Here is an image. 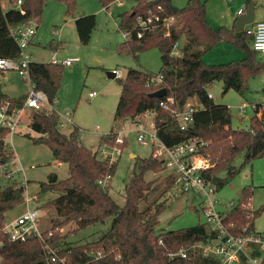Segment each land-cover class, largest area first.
I'll list each match as a JSON object with an SVG mask.
<instances>
[{
	"label": "trees",
	"instance_id": "16d2710c",
	"mask_svg": "<svg viewBox=\"0 0 264 264\" xmlns=\"http://www.w3.org/2000/svg\"><path fill=\"white\" fill-rule=\"evenodd\" d=\"M0 0V58L20 57L21 49L11 31L19 24L41 21L42 13L49 0H23L21 7L4 9ZM7 1V0H6ZM14 1V0H8ZM66 4L67 14H74L78 0H60ZM116 0H100L107 7ZM130 10L120 14L121 30H131L132 39L123 44V49L138 59L141 51L156 47L161 53L162 66L158 74L130 67L125 76L118 78L121 92L115 110L116 120L134 119L147 110L157 112L159 136L164 143L174 145L189 139H204L208 144L204 154L213 166L204 171V177L221 188L229 183L243 167L256 157H264V103L254 106L248 129L232 127L231 109L217 104L208 96L209 86L217 80L224 83L225 91L234 89L243 94L249 88V80L264 72V58L253 47V36L247 29L236 31L234 27L214 26L207 17L205 0H188L178 7L174 0H131ZM249 2V0H248ZM16 3V0H15ZM152 17L150 30L141 38L134 30L136 19ZM158 17V19H156ZM173 18L169 34L165 21ZM80 42L89 43L97 26L95 14H84L75 20ZM183 41L180 54L174 55L175 44ZM226 42L241 49L245 56L227 63L209 64L204 56L219 43ZM52 48H57L53 43ZM64 65L53 62L30 63V78L36 88L43 91L49 102L57 98L62 84ZM2 73V71H0ZM163 75V81L155 84L153 77ZM166 88V96L154 95ZM174 97L178 106L197 98L202 107L193 115L185 127L171 117L160 103ZM10 101L11 108L21 107L25 99L12 98L0 91V102ZM32 129L38 136L32 140L47 145L54 159L68 165L69 174L60 179L51 173L47 181L40 184L39 196L47 191L58 195L44 203L52 208L50 230L43 232L46 241L30 235L26 241H12L1 235L0 264H210L214 260L200 254L190 258L171 257L169 254L195 241L206 240L215 235L205 223L175 230H157L159 216L167 207V195L172 189L174 176L167 175L165 184L153 200L145 202L149 193L157 190L156 179H147L146 174H159L165 170L162 160L154 153L149 157H135V165L125 189V204H119L110 194L111 183L103 186L100 179L107 173L114 174L117 163L110 167L100 159L96 149L83 144L79 127L70 133L60 129L59 115L55 111L32 110ZM6 129H0V156L7 159L4 137ZM113 131H111V134ZM108 139L101 137V141ZM127 143V142H126ZM126 145V144H125ZM242 155L243 162L237 167L234 162ZM224 175V176H223ZM24 188L17 184L0 186V230L6 221V212L23 203ZM252 188L239 190L241 200L232 209L229 219L238 225L249 223L255 228V219L264 214V202L258 209H251L249 201ZM145 202V205L143 204ZM142 204V205H141ZM112 218L109 229L97 240L82 244H69L67 233L61 228L75 225L86 228L104 223ZM161 240V242H160ZM65 242V245H61ZM55 247L56 260L52 261L45 244Z\"/></svg>",
	"mask_w": 264,
	"mask_h": 264
},
{
	"label": "rangeland",
	"instance_id": "374dc122",
	"mask_svg": "<svg viewBox=\"0 0 264 264\" xmlns=\"http://www.w3.org/2000/svg\"><path fill=\"white\" fill-rule=\"evenodd\" d=\"M7 1L2 2L4 7H8L9 3L14 6L15 0L8 1L9 3ZM205 1L210 23L217 27L224 25L228 27L232 24L229 23L230 19L233 13H237L241 0ZM187 2L188 0H174V4L178 7H184ZM132 3L131 0H118L110 4L109 9L106 10L100 0H78L75 13L67 14L66 4L63 1L49 0L44 7L41 21L37 23L34 42L27 48V53L32 55L31 60L48 62L53 59V54H56L58 61L77 58V61L64 67L62 84L57 94V110L62 119V114L67 111L72 114L73 123H67L64 120L63 131L65 133H70L75 127L74 123L77 124L83 144L92 149H96L102 135L108 133L114 126L126 133L127 143L123 145V153L115 168L110 187L111 196L121 205L125 204V189L135 165V157L132 155L149 157L153 154V147L151 144L138 141L130 121L115 119V110L121 92L118 78L124 77L130 67L158 74L162 66L161 53L156 47L141 51L138 59L122 48L123 44L128 42L123 37V30L119 28L120 14L130 10ZM258 7L262 6L258 4ZM82 10L89 11L97 17V26L87 44L80 42L75 23L71 20V17L76 16ZM57 29L59 32L56 31ZM51 43L57 48H52ZM181 45L182 41L179 42L178 49ZM220 45L231 47L237 53L235 56L239 58L236 59L229 55L227 59H217L221 49ZM220 45L214 46L212 52L208 56L205 55V62L211 60L218 62L209 64H220L242 58L241 49L226 42ZM261 57L264 58V54H261ZM113 69L119 70L122 76H113ZM29 87L28 80L17 71L7 70L4 74L0 72L2 93L12 98L25 99ZM93 91L97 94L90 97L89 94ZM208 91L213 94L215 103L230 107L234 129H248L251 117L255 114L254 106L264 103V72L249 80V88L243 94L234 89L225 91L224 83L220 80L212 83ZM30 122L31 115L27 111L26 119L13 135L12 141L8 138L7 143L13 146L21 164L26 168L25 175L29 180L28 193L32 196L41 192V182L47 181L51 173H56L60 179L66 178L68 166L66 163L58 165L47 145L34 143L32 138L38 136V133L32 129ZM242 162L243 157L240 155L234 164L239 167ZM150 173L146 177L156 179L157 190L149 193L145 202L153 200L158 195L165 184V178L169 175V170L165 169L159 174ZM3 183L1 181L0 185H4ZM246 187L252 188L253 191L249 207L258 209L264 202L263 156H258L252 162L243 165L229 183L217 188L216 196L223 201L233 200L239 203L241 200L239 190ZM57 195L55 191H47L40 195L39 200L34 199L29 204L30 208H37L40 212V230H46L52 226L51 219L54 211L52 208L44 207V202ZM163 198H167V207L159 216L158 231L175 230L205 223V215L199 207L197 196L191 193L176 196L174 190L171 189ZM145 202H143L144 205ZM26 208L27 203H21L7 211L6 220L15 218ZM111 222L112 218L86 228H75L76 226L72 224L63 227L62 232L67 233L74 229L68 236L67 242L82 244L99 239L109 229ZM255 226L259 231L264 230V214L256 217ZM65 242L61 245H65Z\"/></svg>",
	"mask_w": 264,
	"mask_h": 264
},
{
	"label": "built area",
	"instance_id": "2783aa9c",
	"mask_svg": "<svg viewBox=\"0 0 264 264\" xmlns=\"http://www.w3.org/2000/svg\"><path fill=\"white\" fill-rule=\"evenodd\" d=\"M23 0H16V7H21ZM242 10L239 11L241 13ZM158 19V17L156 18ZM173 18L165 21L167 34ZM154 19L152 17L143 18L139 16L136 19L134 28L136 36L141 38L144 33L151 29ZM37 31V22L35 20L19 24L12 29L11 33L21 49L20 57L0 58V71L7 70L17 71L23 78L29 82L28 95L21 107L11 108L10 101L0 102V129H6L4 137L5 150L7 159L0 156V182L3 181L6 186L17 184L24 188L22 193L24 202L28 205L37 195L30 196L28 193V179L25 175L26 168L21 164L19 157L16 155L13 146L7 143L13 139V135L18 131L24 120L26 113L32 110H48L58 113L56 108V99L51 103L48 101L46 94L36 88V85L30 78L31 58L27 53ZM247 32L253 36V47L264 53V20H259L247 27ZM123 37L126 42L132 39L131 30H123ZM179 42L175 44L174 55H179ZM179 51V52H178ZM177 52V53H176ZM77 58H66L58 61L53 59V63L71 65ZM114 76H122L119 70L113 69ZM163 81V75L159 74L151 79L152 83L158 84ZM96 91L90 92L89 96L93 97ZM210 98L213 95L209 92ZM160 105L170 112L171 117L177 120L182 127L187 126L192 120L193 115L198 111L202 104L197 100H189L185 105L178 106L174 97H169L161 101ZM59 114V113H58ZM67 123H73L72 114L67 111L62 114ZM157 112L147 110L134 119L127 118L133 125V130L137 135L139 142L151 144L154 155L162 160L165 169L169 170V175H173L175 180L172 186L174 195L180 196L185 193H191L199 198V207L205 215V224L216 234L206 240L195 241L194 243L182 247L179 250L170 253L171 257L190 258L192 255L200 254L203 258L214 260L210 264H264V230L259 231L256 226L247 223L238 225L235 221L229 219L232 209L237 205L235 201H223L217 196V186L204 177V171L209 170L213 163L204 154V148L208 142L204 139H189L180 142L173 147L167 146L160 138L159 126L156 120ZM65 122H60L63 127ZM108 139L101 141L96 146V153L100 159L106 161L110 167H113L123 153V145L127 142L126 133L122 129L104 134ZM34 167V165H32ZM112 175L107 173L100 179V184L106 186L110 184ZM251 209H254L251 207ZM40 212L37 208L27 207L26 210L11 221H5L0 230L1 235H6L12 241H26L30 235H36L45 242L43 236L44 230L39 229ZM49 235L53 231L49 229ZM63 231V228L60 229ZM0 235V245L2 239ZM161 242V240H160ZM45 248L51 256L52 261L56 260L58 249L46 243ZM62 264H68L62 261Z\"/></svg>",
	"mask_w": 264,
	"mask_h": 264
},
{
	"label": "crops",
	"instance_id": "0c3cea01",
	"mask_svg": "<svg viewBox=\"0 0 264 264\" xmlns=\"http://www.w3.org/2000/svg\"><path fill=\"white\" fill-rule=\"evenodd\" d=\"M6 1V0H5ZM116 1H118V0H116ZM8 2V1H7ZM115 2V1H114ZM114 2H112V3H114ZM249 2H250V0H249ZM249 2H248V0H241L240 1V6H239V8H238V10H237V13H233L232 14V17H231V19H230V22L229 23H232L230 26H228V27H234L235 26V21H236V19L238 18V16L240 15V14H242V13H245L246 12V10H247V6H248V4H249ZM9 3V2H8ZM111 3V4H112ZM258 4H260L262 7H258ZM2 5H3V3H2ZM13 5H11L10 3H9V6L8 7H4V5H3V8L4 9H8V8H10V7H12ZM14 6H16V3L14 4ZM110 6V5H109ZM109 6H107V7H104L103 6V8H105L106 10H108L109 9ZM132 6H133V3L131 4V8H132ZM130 8V9H131ZM240 10H242V12L241 13H239V11ZM79 12V11H78ZM84 14H92L91 12H89V11H84V10H82V12H79L76 16L74 15L73 17H71V20H73L74 21V23H75V20H76V18H78L79 16H81V15H84ZM207 17H208V15H207ZM209 20V19H208ZM259 20H264V0H256V5H255V16H254V20H253V22L251 23V24H253L254 22H256V21H259ZM210 22V21H209ZM251 24H249V25H246L245 26V28L244 29H247V27L248 26H250ZM213 25V24H212ZM76 27V26H75ZM56 31H58L59 32V30L57 29ZM33 40H34V38H33ZM32 40V42H31V44H33V41ZM182 43H183V41H182ZM30 44V45H31ZM221 43H219L218 45H216V46H219ZM221 46V49H220V53L218 54V58L217 59H227V57L229 56V55H231V57H235L236 59H238L239 57L238 56H235V55H237V53H235L236 51H234L233 49H231V47H229L228 45H220ZM215 48V47H214ZM212 50H213V48L209 51V53H207L206 54V56H208L211 52H212ZM244 52H241V57L243 58L244 56H245V53L243 54ZM239 54V53H238ZM260 54V56H261V54H264V53H259ZM29 55H30V58H32V55H31V53H29ZM57 56H56V54H53V59L54 58H56ZM205 57V56H204ZM241 58V59H242ZM53 59L51 60V61H48V62H52L53 61ZM240 60V59H239ZM31 61H37V62H41V61H38V60H31ZM221 61H227V60H221ZM208 63H217L218 61H207ZM65 66V65H64ZM2 74H4V72H2ZM112 75L114 76V74L112 73ZM211 93V92H210ZM212 94V93H211ZM213 95V94H212ZM10 97V96H9ZM213 99H214V97H212ZM26 99V98H25ZM56 108H58V99L56 98ZM59 115V121L60 122H64V117H63V119H62V117H61V114H58ZM74 125H75V127L77 126V124H75L74 123ZM78 127V126H77ZM60 129L63 131V127H61L60 126ZM74 129V128H73ZM72 129V130H73ZM71 130V131H72ZM116 130H118V127L117 128H115V126L114 127H112V129L109 131V132H111V131H116ZM70 131V132H71ZM64 132V131H63ZM108 132V133H109ZM81 135V134H80ZM103 136V135H102ZM82 139V138H81ZM82 142H83V140H82ZM101 142V140H99V142H98V144ZM97 144V145H98ZM132 156H134V157H136L135 155H132ZM57 162V164L59 165V164H61V162H58V161H56ZM68 166V165H67ZM150 173V172H149ZM149 173H147L146 174V176L149 174ZM68 174H69V170H68V172H67V176H68ZM151 174V173H150ZM59 177V176H58ZM147 178V177H146ZM28 179V178H27ZM29 181V180H28ZM111 183V182H110ZM29 184V183H28ZM34 195H37V197H38V199L37 200H39V198H40V196H39V193H37V194H34ZM33 196V195H32ZM23 203H26V202H24L23 201ZM45 203V202H44ZM30 204V203H29ZM27 207H29V205L27 204ZM24 212V211H23ZM22 212V213H23ZM21 214V213H20ZM19 214V215H20ZM17 217V216H16ZM15 217V218H16ZM14 219V218H13ZM13 219H11V220H13ZM11 220H9V221H11ZM7 221V220H6ZM50 228V227H49ZM48 228V229H49ZM47 230V229H46ZM45 231V230H44Z\"/></svg>",
	"mask_w": 264,
	"mask_h": 264
},
{
	"label": "water",
	"instance_id": "95a60500",
	"mask_svg": "<svg viewBox=\"0 0 264 264\" xmlns=\"http://www.w3.org/2000/svg\"><path fill=\"white\" fill-rule=\"evenodd\" d=\"M255 5H256V0H250L246 12L238 16L234 26L236 31L244 30L246 25H249L253 22L255 16ZM167 94L168 91L166 88H161L154 93V95L157 97L166 96Z\"/></svg>",
	"mask_w": 264,
	"mask_h": 264
}]
</instances>
